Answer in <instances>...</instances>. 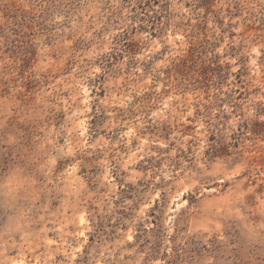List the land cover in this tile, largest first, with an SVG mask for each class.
I'll use <instances>...</instances> for the list:
<instances>
[{
    "label": "rangeland",
    "instance_id": "374dc122",
    "mask_svg": "<svg viewBox=\"0 0 264 264\" xmlns=\"http://www.w3.org/2000/svg\"><path fill=\"white\" fill-rule=\"evenodd\" d=\"M0 264H264V0H0Z\"/></svg>",
    "mask_w": 264,
    "mask_h": 264
}]
</instances>
